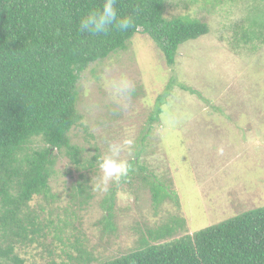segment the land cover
Wrapping results in <instances>:
<instances>
[{"label":"rangeland","instance_id":"obj_1","mask_svg":"<svg viewBox=\"0 0 264 264\" xmlns=\"http://www.w3.org/2000/svg\"><path fill=\"white\" fill-rule=\"evenodd\" d=\"M164 6V18L189 16L205 23L208 32L179 45L172 66L141 33L125 50L89 65L76 82L81 121L68 136L84 149L87 162L96 154L95 143L101 158L110 154V144L131 140L119 158L129 162L142 152L170 198L155 211L149 192L137 186L128 190L119 182L97 190L99 168H75L62 154L50 181L59 197L52 207L62 214L70 206L71 186L81 174L88 179L94 197L79 215L87 250L98 260L131 249L138 224L157 227L179 216L185 221L179 234H192L264 207V0H164ZM244 29L251 41L233 47ZM121 77L133 88L117 102L108 85ZM159 98V120L149 125ZM110 192L116 196L117 230L101 242L95 224L104 214L99 203Z\"/></svg>","mask_w":264,"mask_h":264},{"label":"trees","instance_id":"obj_2","mask_svg":"<svg viewBox=\"0 0 264 264\" xmlns=\"http://www.w3.org/2000/svg\"><path fill=\"white\" fill-rule=\"evenodd\" d=\"M102 3L0 0V264H264V207L192 234H179L185 227L179 216L157 227L138 224L133 227L138 236L134 246L104 260L87 250L89 240L81 229L79 213L94 197L84 175L71 186L70 206L62 214L54 212L59 197L50 181L58 156L93 172L100 159L95 143L96 154L90 162L84 161V149L68 136L81 121L76 110L79 74L125 50L136 33L147 35L172 66L179 45L208 32L205 23L189 16L164 18V0H116L118 14L133 18L131 28H113L96 36L80 32L79 20ZM244 30L233 47L251 41ZM161 101L149 125L158 122ZM139 154L128 162L129 175L120 182L128 190L132 186L147 190L156 211L170 196L166 184L154 179L142 161L143 153ZM99 206L104 214L95 226L105 242L117 230L115 194L110 192Z\"/></svg>","mask_w":264,"mask_h":264},{"label":"clouds","instance_id":"obj_3","mask_svg":"<svg viewBox=\"0 0 264 264\" xmlns=\"http://www.w3.org/2000/svg\"><path fill=\"white\" fill-rule=\"evenodd\" d=\"M134 20L131 16H120L116 8V0H103L98 10L89 12L79 20L78 30L89 35H100L115 28L119 31H127L133 26ZM108 87L111 90L114 100L119 102L133 88L132 83L126 77L110 82ZM131 140H126L124 146L130 148ZM110 144L108 152L97 161V166L102 174L100 183L96 184L97 190L108 191L110 183H119L127 178L130 172V165L126 160L119 158L123 147Z\"/></svg>","mask_w":264,"mask_h":264}]
</instances>
